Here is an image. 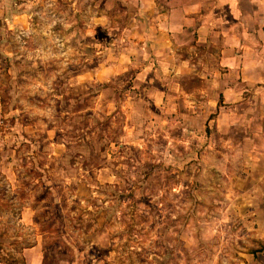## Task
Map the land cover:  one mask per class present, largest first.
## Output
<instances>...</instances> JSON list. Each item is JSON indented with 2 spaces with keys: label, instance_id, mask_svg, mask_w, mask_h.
Listing matches in <instances>:
<instances>
[{
  "label": "rangeland",
  "instance_id": "obj_1",
  "mask_svg": "<svg viewBox=\"0 0 264 264\" xmlns=\"http://www.w3.org/2000/svg\"><path fill=\"white\" fill-rule=\"evenodd\" d=\"M137 4L0 0V264H264V86L220 116Z\"/></svg>",
  "mask_w": 264,
  "mask_h": 264
},
{
  "label": "crops",
  "instance_id": "obj_2",
  "mask_svg": "<svg viewBox=\"0 0 264 264\" xmlns=\"http://www.w3.org/2000/svg\"><path fill=\"white\" fill-rule=\"evenodd\" d=\"M137 3L134 19L151 37L158 70L180 77L201 68L202 80L222 86L220 116L241 101L237 85L264 86V0Z\"/></svg>",
  "mask_w": 264,
  "mask_h": 264
}]
</instances>
